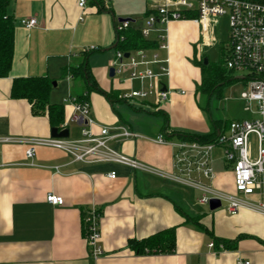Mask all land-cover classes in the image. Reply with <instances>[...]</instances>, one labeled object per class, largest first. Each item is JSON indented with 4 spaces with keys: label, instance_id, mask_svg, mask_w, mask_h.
I'll return each instance as SVG.
<instances>
[{
    "label": "crops",
    "instance_id": "crops-1",
    "mask_svg": "<svg viewBox=\"0 0 264 264\" xmlns=\"http://www.w3.org/2000/svg\"><path fill=\"white\" fill-rule=\"evenodd\" d=\"M161 1L142 0L140 10L116 11L110 0H87L85 9L78 6L79 0H11L8 13L15 24L14 62L9 76L0 78V140L52 138L55 127L48 114L37 115L31 102L11 97L14 81L29 77H47L53 82L49 102L63 106L64 122L58 129L69 130V137L63 139L81 137L83 126L71 121V100L86 97L90 118L96 124L124 126L137 135L112 141L114 150L162 172L176 171L175 145L183 141L176 136L178 132L219 136L226 131L228 123L215 119L211 111L216 96L199 90L204 79L200 66L205 64L203 53L217 45L211 21L171 23L167 30L168 51L158 49L159 34L152 32L144 39L150 45L146 49L124 52L125 58L126 54L142 51L151 61L154 54L160 61L168 59L169 75L162 77L161 90H169V100L162 104L154 96L139 100L150 102L152 109L136 106L134 101L111 102L105 95L89 90L80 76L70 74L85 61L88 50L97 49L87 61L102 91L119 98L140 89V81L128 79L130 71L110 77L119 38L116 24L123 19L119 16L136 15L139 22L125 20L141 34L148 15ZM27 18H35L37 26L24 28L22 21ZM185 58H193L200 68ZM161 66L148 63L137 70L160 74ZM236 78L246 88L245 76ZM202 94L208 97L206 110L201 107ZM118 104L125 105L126 111L117 109ZM138 114L143 117L134 121ZM94 133L100 134L99 126L94 127ZM160 136L166 137L168 144L153 141ZM28 148L27 143L0 142V264H237L240 260L264 264V215L256 211L242 209L230 216L221 205L215 211L209 208L210 215L197 214L191 195L198 192L199 204L202 195L195 188L122 164L75 163L63 150L48 146H38L35 158L29 160L25 156ZM216 163L222 165L221 169L215 170ZM212 165L214 187L234 193L232 167L225 163L223 150L215 149ZM113 172L116 178H108ZM49 194L63 198L62 206L48 203ZM251 198L248 200H262ZM92 207L101 212L104 255L97 260L89 255L83 228L84 212ZM221 208L224 211H218ZM172 228L176 229L173 251L136 254L131 249L132 240L147 239Z\"/></svg>",
    "mask_w": 264,
    "mask_h": 264
},
{
    "label": "built area",
    "instance_id": "built-area-1",
    "mask_svg": "<svg viewBox=\"0 0 264 264\" xmlns=\"http://www.w3.org/2000/svg\"><path fill=\"white\" fill-rule=\"evenodd\" d=\"M87 0H79L78 6L86 8ZM229 19V49L226 56V67L233 72L241 73L246 78L245 92L241 98L248 105L247 110L253 114L251 120H236L229 124L228 129L217 137L215 141L201 143L198 141H180L176 144L177 155L173 173L162 172L150 165L118 153L111 147L114 140H126L137 137L126 127L111 128L100 126L90 118V102L87 99H72L74 114L72 122L83 126L82 135L71 139H31L2 138L0 142L27 143L30 145L25 152L27 159L35 158L38 146L52 147L69 154L73 161L91 163H116L139 170L147 174L167 178L190 188L200 191L201 205H209L211 201H219L228 215L236 216L242 209L256 211L264 215V0H162L147 17L145 27L141 30L143 38L150 37L157 32L158 49L168 51L167 30L174 21H189L204 23L211 21L216 24L218 17ZM82 18H80L81 20ZM24 28L37 26L35 18L23 20ZM131 21H118L116 32L121 41L125 40L123 33L130 29ZM153 60H148L147 54L139 52L125 58L124 52L117 50L112 68L115 75H122L130 71L128 79L142 83L140 89H132L123 93L119 99L126 102L133 100H147L156 97L162 104L169 100V90H161L162 77L169 75L168 59L159 60L157 54ZM148 63H162L161 73L151 70L138 71L139 66ZM130 68L129 70H127ZM182 94L185 92L181 91ZM87 96V95H86ZM254 105V106H253ZM252 109V110H251ZM100 127V134L94 133V127ZM253 136L256 141L255 153ZM158 144H168L166 137L153 139ZM223 150L225 163L231 165L234 179V193L222 192L213 185L215 172L213 168V154L215 149ZM108 178L115 179L116 173H110ZM205 181H208L206 183ZM260 194L262 200L250 201L248 198ZM47 202L53 206H62L64 199L53 194L47 195ZM83 228L85 239L92 259H99L104 255L101 242V212L96 208L85 210ZM213 243L210 247H213ZM237 264H250L241 261Z\"/></svg>",
    "mask_w": 264,
    "mask_h": 264
},
{
    "label": "trees",
    "instance_id": "trees-1",
    "mask_svg": "<svg viewBox=\"0 0 264 264\" xmlns=\"http://www.w3.org/2000/svg\"><path fill=\"white\" fill-rule=\"evenodd\" d=\"M11 0H0V78L8 77L14 62V45H15V24L13 18L9 15V6ZM125 40H117V44L114 47L115 50L123 52L131 51L132 49H146L150 46L143 36L136 29L130 27L129 30L123 33ZM97 49L88 50L85 61L79 66L74 67L70 74L74 76H80L85 81L89 90L99 92L101 95H105L111 102L121 101L118 97L108 94L102 91L93 80L90 73V66H88V56ZM99 51V50H97ZM226 57L220 62V64L205 65L201 63V70L203 74V82L199 87L200 92L208 94L209 96H216L217 98H223L224 87L232 85L236 80V76H232L233 71L228 70L226 67ZM53 87V82L47 77H29L28 79L19 78L14 81V85L11 91V97L13 99H26L33 105V112L37 115L49 116L50 123L55 128H60V125L64 122L65 111L62 105H53L49 102L50 92ZM89 91L86 95H88ZM88 98V97H87ZM86 97H80L79 100H84ZM158 112L157 114H161ZM165 113L163 112L161 116ZM230 123H228L229 126ZM177 137H180L184 141L193 142L198 141L201 143H207L215 141L218 137L216 133L199 135V134H186L177 133ZM204 232L209 234V231L205 226L195 221ZM176 229H166L165 231L151 235V237L143 240H132L131 249L137 254H152V253H167L173 251L176 245ZM226 246H230L225 243Z\"/></svg>",
    "mask_w": 264,
    "mask_h": 264
},
{
    "label": "rangeland",
    "instance_id": "rangeland-1",
    "mask_svg": "<svg viewBox=\"0 0 264 264\" xmlns=\"http://www.w3.org/2000/svg\"><path fill=\"white\" fill-rule=\"evenodd\" d=\"M142 1V0H141ZM141 1L140 0H110V6L117 9L122 10V11H130V10H140L141 6ZM118 17V16H117ZM118 18H123V19H132L137 22H139L140 17H136L134 15L133 17L126 18L125 16H119ZM219 19L217 20L216 24L213 25V33L215 34V38L217 41L216 46H212L205 50L203 53L205 58L208 59L209 62L212 64H220V62L224 59L225 55L228 53L229 49V37H230V32H229V19L225 16H220L218 17ZM197 43V47H198ZM196 47V48H197ZM194 49V48H193ZM185 61L187 63H191L193 66L196 68H200L197 64L193 62V58H185ZM241 73H235L233 76H239ZM198 87V86H197ZM198 89V88H197ZM224 91V96L223 98L219 99L217 97L213 98L211 101V111L213 113V117L215 119H218L220 121H223V123H230L236 120H251L253 117V114L250 110H247L248 105L246 104V101L241 98V94L245 92V85L241 81H235L232 85L226 86L223 89ZM134 104L136 106H142L145 109H152L150 102L147 104H143L139 100H133ZM207 101L208 97L207 95L202 94V101H201V107H203L205 110L207 108ZM125 105L118 104L116 105V108L119 109L121 112L124 109ZM254 106V105H253ZM252 110V109H251ZM135 116L136 119L134 121H140V117L143 116ZM74 130V128H73ZM255 137L253 136V139ZM254 144V149L255 153L257 152L256 149V141L255 139L253 140ZM219 152V150H218ZM215 170L221 169L222 165L216 163L215 164ZM192 194V193H191ZM190 194V195H191ZM199 197L198 192H194L191 195V198L193 200L192 205H193V210L197 212V214H205V215H210L212 212L208 206H203L200 205L197 202V198ZM196 198V199H195ZM262 199L260 196H253L251 199ZM218 211H224V209H219Z\"/></svg>",
    "mask_w": 264,
    "mask_h": 264
},
{
    "label": "water",
    "instance_id": "water-1",
    "mask_svg": "<svg viewBox=\"0 0 264 264\" xmlns=\"http://www.w3.org/2000/svg\"><path fill=\"white\" fill-rule=\"evenodd\" d=\"M118 21H121V22H122V21H128V20H125V19H119ZM128 57H129V55L126 54V58H128ZM204 62H205L206 65L209 64L207 58H205ZM114 74H115L114 69H113V68L110 69V77H113ZM241 78H242V77H241ZM51 137H52V138H55V139L68 138V137H69V130H68V129H65V130H60V131H59L58 128H53L52 131H51ZM220 207H221L220 202H219V201H216V200L211 201L210 206H209V208H210L212 211H215V210H217V209L220 208Z\"/></svg>",
    "mask_w": 264,
    "mask_h": 264
}]
</instances>
